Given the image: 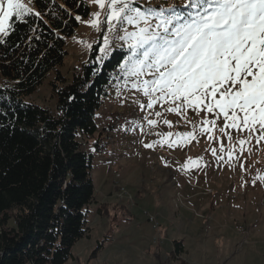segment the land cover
<instances>
[{"label":"trees","instance_id":"1","mask_svg":"<svg viewBox=\"0 0 264 264\" xmlns=\"http://www.w3.org/2000/svg\"><path fill=\"white\" fill-rule=\"evenodd\" d=\"M30 7L41 16L13 18L10 34L0 36V264H69L79 260L74 247L91 235L88 207L96 192L86 145L93 140L95 153L105 148L95 140V116L129 51L121 47L100 60L94 45L80 72L66 78L60 71L66 39L75 34L77 17L90 16L88 3L33 0ZM50 75L54 107L38 105L30 98ZM104 207L98 208L102 216ZM106 242L98 241L92 256ZM183 251L182 242H174L172 255Z\"/></svg>","mask_w":264,"mask_h":264},{"label":"rangeland","instance_id":"2","mask_svg":"<svg viewBox=\"0 0 264 264\" xmlns=\"http://www.w3.org/2000/svg\"><path fill=\"white\" fill-rule=\"evenodd\" d=\"M85 1L90 7V16L88 18L79 17L77 19L79 25L75 34L66 39L68 55L60 67L62 75L66 78H71L72 75L79 72L82 63L94 45L99 44L100 60H105L115 49L121 47L129 51L124 63L132 56V49L129 48L131 43L129 34L138 30L137 25L129 24L126 21H118L114 22V26L110 28L106 19L108 15V0H104V9H101L95 0ZM22 2L30 6L33 0H31V3H29V0H22ZM130 2L133 7H139L141 11L147 12L149 8L153 11H159L162 7L170 8L184 5L185 0H130ZM95 13H100V15L95 16ZM165 14L169 15L170 13L166 11ZM93 23L97 26L92 27ZM142 26L143 24L141 23L139 27ZM105 37L108 38L107 44L104 42ZM141 53L142 49H137V57L135 58H139ZM121 71V78L110 89L109 96L104 99L102 107L95 116V122L98 127L95 140H100L105 148L102 153H95L91 148L93 140L86 145L88 151L93 154L92 180L95 187L96 200L88 207V222L91 228L90 238L81 240L74 247L73 253L79 260L72 261L69 264H185L183 260H179L180 258L176 259L172 255L166 258L153 255L152 251L157 252L158 249L164 248L165 240L158 239L155 241L154 238L157 233L152 229L153 234H149L150 225L146 223V216L142 212L136 213L135 225L133 223L130 225L124 224L128 226L130 234L123 237L121 241H119V228L117 230L114 227V232L108 234L110 238L108 239L107 251H112L111 253L108 255L104 253L100 258L92 256V253L98 241L106 236L105 233L108 229V226L105 225L107 219L101 218L98 212L102 199H106L110 193H114L117 190L118 194L122 196L121 198L125 197L132 203L135 201L139 203L141 201L140 193L144 195L146 191L150 192L152 189L160 187L161 183L156 178L149 177L153 166V164L150 166L151 161L147 165L143 163L145 154L150 152V157L154 146L143 148L142 144L137 145L136 142H150L149 139L154 137H160L163 140L166 139L172 142L177 139L178 134L188 132H194L195 139L188 143H181L185 146V149L179 151L181 144H173L172 147H169L165 143V146L170 148L168 150L172 152L166 155L159 153V159L167 157L171 161L173 168L178 170L185 164V157L195 159L197 161L196 164L202 166L199 169L205 170L206 178L212 179L213 185H211L214 188L216 187L215 183H222L221 186L224 188L221 191L224 193L221 197H228V202H231L229 198H232L231 185L237 184L236 193L240 194L243 190L244 195H239L235 199L238 210H234L237 214L232 213V217L233 219L236 217L240 218L244 214H250V217L247 218L246 225L244 224L246 231L240 232V234L226 233L225 228L214 231L218 233V235L214 233L215 238H217V246L208 248V250L214 248L213 251H209L210 254L207 257L209 261L196 252V257L189 258L192 260H186L187 264H264V180L257 179L258 176H264V142L257 144L255 139H253L244 146L245 150L241 153L237 141L247 137L248 133L226 129L233 136V140L229 141L219 131V128L224 123L222 116L217 120L213 132L209 134L201 132L202 120L205 118L209 120L215 119L214 114H208L203 111L197 115L193 108H184V115H178L177 113L166 111L168 107L173 105L164 101H160L154 104L152 108H148V97L144 96L143 91L132 88V84L142 82L144 79H151V77L145 75L140 78V81H137L136 77L125 74L126 69H121ZM53 78V75L48 76L30 100L38 105L54 107L55 100L52 97L49 85ZM156 111L162 113V116L157 117L151 114ZM150 119H155L157 124L150 126L147 122ZM164 119L171 121V126L165 124ZM194 124L195 130L193 129ZM151 132L153 135L148 137L147 133ZM168 133H172V135L169 137ZM209 135H212L214 139L209 140ZM78 139L81 140V137ZM221 140L226 150L225 153H220L219 151ZM211 148H216L217 156L223 155L224 159L218 160L217 157L213 156ZM230 148H234L235 156L239 157V159H228L227 151ZM184 150L186 152L182 153ZM156 154H158L157 151L153 155L155 160H158ZM241 164L244 165L243 168L240 166ZM226 173H228V176ZM149 180H151L152 184ZM122 181L126 183V186L121 184ZM208 184L210 183L208 182ZM126 190L129 195L126 194ZM136 223H144V228H136L138 225ZM236 223L234 222L233 227L229 225L228 228L232 227L235 229V227L240 226L239 221ZM147 229L148 235L151 237L149 239L145 232ZM115 242L122 246H115ZM171 246L172 241H169L167 243L169 250ZM147 248L148 252H145ZM231 250L232 252H230ZM130 251L135 253L128 256ZM226 254L228 255L227 258H225Z\"/></svg>","mask_w":264,"mask_h":264},{"label":"snow or ice","instance_id":"3","mask_svg":"<svg viewBox=\"0 0 264 264\" xmlns=\"http://www.w3.org/2000/svg\"><path fill=\"white\" fill-rule=\"evenodd\" d=\"M95 2L105 8L104 0ZM183 7L195 11L184 16L172 6L144 12L133 7L130 0H108L106 19L110 28L118 21L138 27L129 34L132 56L121 69L137 81L145 75L151 77L132 84L148 97V108L164 101L173 105L166 111L178 115H184V108H193L197 115L203 111L214 114L215 119L202 120L201 132L209 134L222 116L224 123L219 131L229 141L233 136L226 129L247 132V137L237 141L243 153L253 139L257 144L264 142V0H185ZM31 15L40 17L41 13L22 0H0V36L10 34L13 18L23 21ZM104 42L108 43L107 37ZM0 43L5 41L0 39ZM137 49H142L139 58H135ZM147 122L150 126L157 124L155 119ZM164 123L171 126L167 119ZM194 139V132H188L178 134L176 141L160 143L172 147ZM208 139L214 138L209 135ZM210 150L218 160L224 159L217 156L216 148ZM219 151H226L222 140ZM227 156L229 160L239 159L234 148L227 151ZM257 179L264 180V176Z\"/></svg>","mask_w":264,"mask_h":264},{"label":"crops","instance_id":"4","mask_svg":"<svg viewBox=\"0 0 264 264\" xmlns=\"http://www.w3.org/2000/svg\"><path fill=\"white\" fill-rule=\"evenodd\" d=\"M149 140L150 142L142 141L136 142V144H142L141 146H143V148L146 144H153L154 147L151 156L149 157L150 152L146 153L143 163L147 165L151 161L150 166L152 164L153 166L149 177L156 178L159 183H161L160 187L158 186L150 192L146 191L144 195L140 193L139 197H141V201H139V203H136V201L132 203L125 197L126 200L121 198L122 196L118 194L117 190L114 193H110L106 199L101 200L100 203L105 206L104 208L106 212L103 217L100 213L99 216L103 219H107L108 224L106 223L105 225L108 226V229L105 233L106 236L103 237V239L106 238L108 243H105V248L98 255V258L104 253L108 255L112 252L107 251V245L109 244L108 239L110 238V235L108 234L114 232V227H116L117 230L119 228V241H121L123 237L130 234L128 226H125L124 224L130 225L133 223L135 225L134 220H136V213H144V211H147L156 216L158 222L161 224L160 236L165 240L164 248L158 249L157 252L152 251L154 256L158 255L160 258H166L174 253V242H182L184 246L183 253L179 257L173 255L172 257H175L176 259L180 258L179 260H183L185 264H187L186 260L196 257L195 253L197 252L207 260V257L210 254L209 251H213L217 246V238H215L214 233H216V235H218V233L214 231H217L220 228H225L226 233L229 234H240V232L246 231L244 226L246 225V222L248 221L247 218L250 217V214L242 215V218L240 217L241 220L240 218L236 217L233 219L232 217V213L237 214L234 210H238V205L235 203V199H237L239 195L243 196L244 192L242 190L240 194L236 193V190L238 189L237 184L231 185L232 187L230 191H232V198H229L231 202H228V197H221L224 193L221 191V189L224 188L221 186L222 183H215L216 187L214 188L212 186V179L209 180L206 178L207 175L205 174V170L199 169L202 166H198L195 159L185 157L186 162L179 170L173 168L171 161L167 157H161L159 159V153L166 155L169 152H172L168 150L170 148L165 146V143H160L163 141V138L154 137ZM182 146L183 144H181V149L179 151L185 149V146ZM186 150L182 151V153L186 152ZM155 151L158 153L156 154L158 160H155L154 158L153 154ZM193 161L195 163H192ZM185 165H187V167H185ZM226 175L228 176V173H226ZM149 181L151 182V180ZM208 182L210 184H208ZM121 184L126 186L124 181H122ZM254 216L256 218V214ZM228 218L229 220H227ZM145 221L150 225L147 218H145ZM238 221L240 222V226L235 227V229L232 228L234 222L236 223ZM118 224L119 226H117ZM136 224L139 225H137L136 228H144V223ZM229 225L232 227L228 228ZM149 227V234L152 235L151 225ZM145 232L148 239L151 238L148 235V229ZM169 241H172L170 250L167 247ZM117 243L118 242H115V246H122ZM209 247L214 248L208 250ZM145 252H148V248ZM230 252H232V250ZM134 253V251H130L128 256ZM227 256L228 255L226 254L225 258H227Z\"/></svg>","mask_w":264,"mask_h":264},{"label":"built area","instance_id":"5","mask_svg":"<svg viewBox=\"0 0 264 264\" xmlns=\"http://www.w3.org/2000/svg\"><path fill=\"white\" fill-rule=\"evenodd\" d=\"M79 72H76V74L79 73ZM156 112H153L154 114L153 113H151V114L152 115H155ZM149 135H153V133L152 132L151 133H147V136L148 137H149ZM126 194L129 195V193L127 192V190H126ZM144 214H145V216H146L149 224L151 225L152 230L157 233V236L154 238L155 241L158 240V239L159 240L162 239L161 236H160V224H159L157 218L154 215L148 213L147 211H144Z\"/></svg>","mask_w":264,"mask_h":264}]
</instances>
